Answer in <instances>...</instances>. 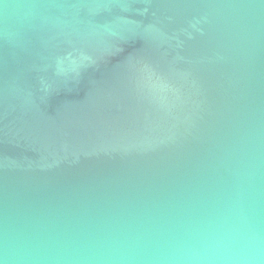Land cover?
I'll return each instance as SVG.
<instances>
[{"label": "water", "instance_id": "obj_1", "mask_svg": "<svg viewBox=\"0 0 264 264\" xmlns=\"http://www.w3.org/2000/svg\"><path fill=\"white\" fill-rule=\"evenodd\" d=\"M0 264H264V9L0 36Z\"/></svg>", "mask_w": 264, "mask_h": 264}]
</instances>
